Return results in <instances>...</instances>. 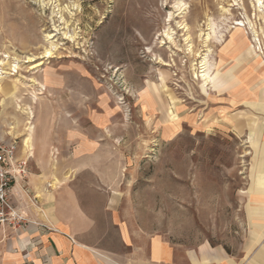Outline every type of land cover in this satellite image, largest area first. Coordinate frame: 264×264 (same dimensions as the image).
I'll use <instances>...</instances> for the list:
<instances>
[{
  "label": "rangeland",
  "instance_id": "rangeland-1",
  "mask_svg": "<svg viewBox=\"0 0 264 264\" xmlns=\"http://www.w3.org/2000/svg\"><path fill=\"white\" fill-rule=\"evenodd\" d=\"M254 13L252 0H0V62L11 72L0 76V140L17 143L27 188L69 189L99 250L126 251L128 228L181 252H240L255 143L230 125L234 77L220 59L230 35L250 32L233 28L245 14L264 47ZM207 52L204 86L196 53Z\"/></svg>",
  "mask_w": 264,
  "mask_h": 264
},
{
  "label": "crops",
  "instance_id": "crops-1",
  "mask_svg": "<svg viewBox=\"0 0 264 264\" xmlns=\"http://www.w3.org/2000/svg\"><path fill=\"white\" fill-rule=\"evenodd\" d=\"M248 37L234 32L223 53L234 77L225 93L230 125L255 143L245 188L250 230L240 252L209 244L181 252L161 236L132 237L128 228L126 236L122 231L126 251L99 250L86 238L94 228L93 219L77 207L69 189L54 193L34 184L27 192L17 184L13 200L29 224L24 230L0 226V264H264V60L249 55Z\"/></svg>",
  "mask_w": 264,
  "mask_h": 264
},
{
  "label": "built area",
  "instance_id": "built-area-1",
  "mask_svg": "<svg viewBox=\"0 0 264 264\" xmlns=\"http://www.w3.org/2000/svg\"><path fill=\"white\" fill-rule=\"evenodd\" d=\"M27 164L17 157V143L0 140V226L26 229L29 220L22 207L13 200V187L17 184L27 190Z\"/></svg>",
  "mask_w": 264,
  "mask_h": 264
},
{
  "label": "bare ground",
  "instance_id": "bare-ground-1",
  "mask_svg": "<svg viewBox=\"0 0 264 264\" xmlns=\"http://www.w3.org/2000/svg\"><path fill=\"white\" fill-rule=\"evenodd\" d=\"M234 1H238V0H234ZM238 4V3H237ZM252 4H253V7H254V10H255V13H254V15L256 16V15H258L259 17H262L263 19H264V0H252ZM233 5V4H232ZM224 11H230V9H228V8H226ZM245 19L246 20H244V19H237V20H235L234 21V26H233V28H236V29H242V28H244L245 27V25L246 24H248V29L250 30V32L248 33L247 32V34H251L252 36H253V39H252V41L254 42V44L251 46V47H253L254 48V50H255V52H256V54H257V56H256V58H258V57H263L264 56V47H263V45H262V40H261V38H260V36H259V30L255 27V25L252 23V21H251V19H249V17H248V15L247 14H245ZM213 27V26H212ZM211 27V29H213ZM247 27V26H246ZM182 28L183 29H185L186 28V31L188 32V34L186 35V39L188 40L189 38H190V35H189V32H190V27L187 25V24H184L183 26H182ZM263 28V27H262ZM213 31H214V33L216 32L217 33V31L215 30V28L213 29ZM167 35L169 36V38H170V40L171 41H173V42H175V40L173 39V36L170 34V33H167ZM211 37H212V35H211V33L209 32V33H207L206 34V37L205 38H203V41L204 42H209L210 41V39H211ZM217 37V36H216ZM223 38V37H222ZM220 40H221V38H220ZM217 41H218V37H217ZM250 47V48H251ZM249 49V48H248ZM189 50L191 51V52H193V56H194V49H193V46H192V43H190V45H189ZM208 51H210V50H208ZM248 51V50H247ZM196 52H197V50H196ZM46 53H47V56L48 57H51V56H53L52 55V51H50V49L49 50H47L46 51ZM222 55H223V53H222ZM196 56H198L199 58H201V60H200V68H202L203 70L202 71H200L201 72V74L199 75L198 74V72H196L195 71V74H197L196 75V78H199V77H201L202 78V81H203V84H204V86H208L209 84H211L212 83V79H211V76H210V73H211V67H208V65H209V52H207V53H204V54H201L200 55V53H196ZM30 60H33V59H30ZM29 60V61H30ZM220 61L222 62V65H223V61H222V59H220ZM7 62V61H6ZM264 62V61H263ZM5 64V61H1L0 62V76H1V74H3V73H6V74H11V72H7L6 70H3L4 68L2 67V65H4ZM7 64H9V62L7 63ZM40 63H36L35 65L33 64L32 66H31V68H35V67H37L38 65H39ZM194 64V63H193ZM6 65V64H5ZM164 65H167L168 66V64L167 63H164ZM216 64H213V66L212 67H214ZM13 68H14V71L16 72V69L18 68V63L17 64H13ZM196 68H197V66H196ZM215 68H217V67H215ZM13 70V69H12ZM230 75V74H229ZM29 113H32V111L30 110L29 111ZM33 128V125L31 124L30 126H29V129H32ZM29 137L28 138H26V142H25V146L27 147V148H29V149H31V144H30V142H29Z\"/></svg>",
  "mask_w": 264,
  "mask_h": 264
}]
</instances>
